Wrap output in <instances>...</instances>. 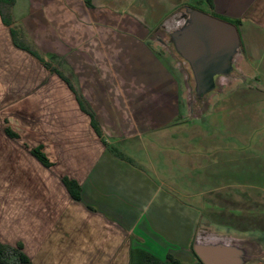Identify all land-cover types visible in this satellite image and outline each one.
<instances>
[{
	"label": "crops",
	"instance_id": "0c3cea01",
	"mask_svg": "<svg viewBox=\"0 0 264 264\" xmlns=\"http://www.w3.org/2000/svg\"><path fill=\"white\" fill-rule=\"evenodd\" d=\"M182 6L239 21L240 68L246 82V66L255 77L244 90L254 92L249 105L262 102L264 0H14L12 27L22 30L51 69L15 46L0 15V190L4 204L16 207L6 215L15 223L5 232L0 219V241L23 243L33 264H129L133 249L197 264L193 243L203 202L200 193L178 195L176 190L190 187L170 166L190 160V175L199 184L194 166L202 152L211 156L216 140L210 137L211 148H203L200 128H194L200 120H191L190 142L185 139L183 75L151 39ZM7 128L19 138L8 137ZM39 146L53 164L43 168L63 173L62 211L56 198L47 210L25 209V157L35 159L25 152ZM63 178L81 186L80 202ZM28 181L32 190L39 188L38 179ZM13 189L20 191L15 198ZM33 194L32 203L43 205Z\"/></svg>",
	"mask_w": 264,
	"mask_h": 264
},
{
	"label": "rangeland",
	"instance_id": "374dc122",
	"mask_svg": "<svg viewBox=\"0 0 264 264\" xmlns=\"http://www.w3.org/2000/svg\"><path fill=\"white\" fill-rule=\"evenodd\" d=\"M216 17L223 19L224 16L217 14ZM226 21L233 22L229 19ZM172 62L178 69L174 59ZM246 69L247 82L244 80V82H238L228 87L223 95L215 99L208 111L207 108L205 109L199 124L194 123V128H200L198 130L201 134V140L205 141L203 142L205 143L203 147L205 150L211 148L208 145L210 137L212 140H216L212 142L215 143L212 144V146H215V150L210 153L211 156L209 158L202 156L208 153L202 152L201 158L199 157L198 160L199 165L195 164L194 166V170L200 172L198 174L199 184H196L197 182H194V178L190 175L193 169L190 160L184 161V164H180V167L170 166V168L172 167L171 170H173V167L179 169L180 171H178L183 176L179 178L180 184L184 187H190L176 190L178 195L182 192L200 193L199 201L203 203H200L199 206L203 209L204 218L201 220L199 228L201 227L210 233L228 239L243 240V243L256 239L264 245V100L249 105L252 103L251 99H253L254 92L249 93L244 88L254 85L255 77L251 66H246ZM183 78L185 80L186 74H183ZM184 96V125L187 126L188 124V129L185 127V131L188 132L186 131L184 136L190 142L191 137L189 136H192L193 125L191 124L193 123H191L188 111L189 96L186 87ZM245 102H248L247 106H244ZM241 112H243V115ZM244 112L246 115H244ZM207 125L216 128L211 131ZM195 141L196 146L199 147L198 137ZM219 143H221V146ZM30 145L32 146L31 141ZM26 154L29 155L30 152H25ZM25 160H27L25 161L27 170L24 176L25 188L22 193H24V199H29L25 209L28 212H33L38 207L47 210L49 203L51 204L56 198V204H59L56 207L58 211H62L64 194L61 191L60 179L63 173L58 169L47 170L43 168L30 155L25 157ZM194 160H196L195 157ZM184 172H189V175H185ZM32 178L34 182H36V179L39 180L38 189H31L28 180ZM33 192L34 196L40 197L43 205L38 206V204L32 203L30 195ZM19 194L16 193V189L12 190L14 198ZM15 209L14 204H11V206L4 204V197L0 190V219L4 232L8 224L15 223V221L7 220L6 217V215L14 213ZM62 224L63 222L60 225L62 226ZM13 233H11L12 236L15 235V231ZM27 239H29L31 248L30 236H27ZM35 255L36 257H42L38 252ZM180 257L187 260V252H182ZM36 259L37 262L42 261L40 257ZM259 264H264V262Z\"/></svg>",
	"mask_w": 264,
	"mask_h": 264
},
{
	"label": "water",
	"instance_id": "95a60500",
	"mask_svg": "<svg viewBox=\"0 0 264 264\" xmlns=\"http://www.w3.org/2000/svg\"><path fill=\"white\" fill-rule=\"evenodd\" d=\"M153 42L165 50L186 74L190 120H201L213 100L246 79L240 68L244 56L237 25L192 6H182L152 32ZM193 250L203 264H259L264 245L228 239L198 228Z\"/></svg>",
	"mask_w": 264,
	"mask_h": 264
},
{
	"label": "trees",
	"instance_id": "16d2710c",
	"mask_svg": "<svg viewBox=\"0 0 264 264\" xmlns=\"http://www.w3.org/2000/svg\"><path fill=\"white\" fill-rule=\"evenodd\" d=\"M210 1V0H209ZM14 4V0H0V15L2 17L3 23L11 27V34L13 41L16 47L26 51L35 58H37L41 63H43L47 68L51 69V64L43 59L39 53L33 49V47L27 43L23 37L22 30L13 28V21L10 16L11 7ZM233 24L239 26V21H233ZM56 71L64 80L69 83V81L64 78V76ZM97 132L99 133L98 126L93 125ZM8 137L11 139H18L19 135L13 132L10 128L6 129ZM41 146L33 148L30 150V154L43 165L45 168H51L53 166L52 162L49 160L47 155L43 152ZM62 183L67 189L69 195L74 201L80 202L82 200V189L81 186L75 181L69 178H63ZM194 252V250H193ZM195 254V252H194ZM197 258V264H203L202 261ZM0 264H33L31 257L25 252V247L23 243L19 242L16 245L4 244L0 241ZM129 264H184L179 260L169 256L166 260H161L145 251L142 250H132L130 254V263Z\"/></svg>",
	"mask_w": 264,
	"mask_h": 264
}]
</instances>
